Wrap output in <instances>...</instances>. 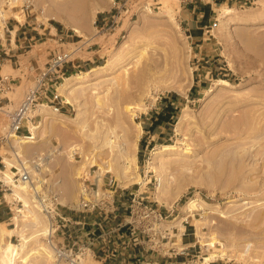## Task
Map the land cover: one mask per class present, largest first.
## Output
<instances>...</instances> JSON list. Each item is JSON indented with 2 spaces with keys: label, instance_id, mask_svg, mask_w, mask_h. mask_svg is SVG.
<instances>
[{
  "label": "rangeland",
  "instance_id": "rangeland-1",
  "mask_svg": "<svg viewBox=\"0 0 264 264\" xmlns=\"http://www.w3.org/2000/svg\"><path fill=\"white\" fill-rule=\"evenodd\" d=\"M146 1L152 11L131 22L126 18L124 38L116 42L120 30L99 37L106 45L101 64L63 81L65 113L46 107L38 127L29 121L32 139L9 135V113L24 88L0 83V207L8 217H0V231L13 230L6 232L17 250L6 259L0 249V264H69L47 238L49 221L34 207V188L60 195L61 216L88 221L56 236L57 244L85 251L82 264H104V244L125 253L108 264H264V0H216V23L192 37L181 24L184 8L193 5L189 0ZM110 8L111 0H0V31L21 16V23L93 37L97 14ZM37 40L22 50L47 62L59 44L51 35ZM5 65L4 79L18 73ZM83 72L90 74L83 78ZM6 97L16 103L7 105ZM126 161L129 170L120 173ZM24 166L33 181L16 182L15 168ZM108 168L119 187L117 218L75 211L79 178L94 181ZM120 189L128 190L122 195ZM131 192L167 217L166 251L135 242L120 226L135 198ZM26 206L43 221L41 228ZM186 227L194 233L190 247L183 244ZM42 229L50 234L41 235ZM218 253L225 257L212 259Z\"/></svg>",
  "mask_w": 264,
  "mask_h": 264
},
{
  "label": "built area",
  "instance_id": "built-area-1",
  "mask_svg": "<svg viewBox=\"0 0 264 264\" xmlns=\"http://www.w3.org/2000/svg\"><path fill=\"white\" fill-rule=\"evenodd\" d=\"M190 3H196V0H189ZM153 5L146 0H111V8L109 11L98 13L99 18L94 21L96 33L93 37H84L73 30L71 35L66 37L52 36L54 41L62 45L60 49L56 50L49 56L48 61L35 70L33 77V86L26 91L21 103L13 111L9 113V135H19L21 130L27 126L29 134L25 137L33 138V133L29 121L33 124L34 121L41 116L31 118L40 107H47L53 113L62 115L64 108L68 105L61 94L60 88L67 77L66 66L73 63V56L80 51L85 45L90 44L96 36H112L117 30L123 27L126 18L128 22L138 18L139 15L152 11ZM125 30L122 31V33ZM121 37L125 36L121 34ZM32 42H36V39ZM117 42V41H116ZM31 45V42L28 44ZM96 44H90L89 47ZM73 46V47H70ZM72 67L77 70L80 67L72 64ZM6 78L5 80H7ZM10 89V86H6ZM40 123L34 124L38 127ZM6 138H3L5 140ZM42 160V159H40ZM16 182L28 183L33 181L30 169L24 166L21 170L15 168ZM96 174V171H93ZM99 174L93 175L94 181H91L85 176L79 178L81 187L79 192V201L75 211L82 214L99 213L109 217L113 215L117 218V202L116 194L118 193V185L116 179L108 172L102 175L101 181ZM90 175H92L90 173ZM157 183H159L156 180ZM34 185V183H32ZM156 187V186H155ZM122 195H125V190L120 189ZM134 195V193H130ZM132 203L128 207V215L121 227H126L133 236L132 240L135 242L145 243L152 247L153 251H166V243L164 241L169 239L170 230L165 227L167 217L162 211L153 205L144 203V199L137 200L134 195ZM38 206L41 212L49 219V230L51 235L47 237L49 242L57 251V257L60 260H65L69 264H82L85 251L79 248L77 251L74 248H68L65 245L56 243V236H66V226H79L85 224L84 221H75L70 217H63L60 214V208L64 207L61 203V197L58 193L52 191H39ZM85 220V219H84ZM185 234V233H184ZM183 234V236H184ZM69 237H71L69 235ZM75 246V243L73 244ZM148 246V247H149ZM85 249V248H84ZM169 251V250H167ZM180 253H177L179 255ZM108 264L107 261L103 262Z\"/></svg>",
  "mask_w": 264,
  "mask_h": 264
},
{
  "label": "crops",
  "instance_id": "crops-1",
  "mask_svg": "<svg viewBox=\"0 0 264 264\" xmlns=\"http://www.w3.org/2000/svg\"><path fill=\"white\" fill-rule=\"evenodd\" d=\"M232 0H225V4L229 5V3ZM218 3L216 0H196V3L193 5H190L189 7H185L182 13L181 18V24L185 28V31L189 34V37H192L193 35L202 34L205 29H208L212 26L211 21L214 20V24L217 21L216 13H217V7ZM99 14H97L96 18H99ZM27 18V17H26ZM16 24L11 25V28L8 24H6L5 28H3L2 31H0V83L5 87L7 85L12 87L11 85H14V83L17 85V88H24L23 96L26 93V89L29 87V83L33 82V77L35 76V70L39 67H42L46 61H43L44 59L41 58V56H37L36 53H33V50H30L28 52H24L22 49L26 47L30 42L37 40L39 38L42 39L43 35H51V36H62L64 35L68 36L69 33L64 34L62 33V30L55 26L51 27H41V26H34L32 25L27 19L24 23H21L20 21L16 20ZM31 26V27H29ZM125 26V22L122 28H120V32L117 37H115V40L117 41L118 38H120L122 31ZM126 31V30H125ZM118 32V30L116 31ZM114 33L112 36L116 35L117 33ZM99 37L96 36L94 40L92 41V44H96L94 46H88L85 45L80 51H78L73 56V63L68 64L66 66V72L68 75H73L77 71L82 72V70H89L99 64H101L104 61L105 55L104 51L106 48V45L102 43L99 40ZM37 40V41H39ZM31 46V45H30ZM63 47L62 45H59L57 48L50 49L48 57L53 54L56 50ZM15 60L19 63V67L16 69L12 66V61ZM2 62V63H1ZM8 63L11 64V69L13 71H16L18 73H15L16 75H11L8 77L7 80H5L2 76L3 67L9 66ZM72 64L75 66H79L80 68L75 70L72 67ZM10 67V66H9ZM0 91L4 92L5 90L2 88ZM7 98V97H6ZM22 99H18V106L21 103ZM5 102L8 104L14 105L16 102L11 101L9 98L5 100ZM17 106V107H18ZM66 107L63 110V113L66 111ZM37 117V116H36ZM38 119L34 121L33 124H36ZM30 127V125H28ZM29 134V131L27 129V126H25L21 132L19 133V137H25ZM2 203H0L1 205ZM0 217L2 220H7L8 217L3 215L2 208L0 207ZM71 219L75 221H80L81 219H78L77 217L71 216ZM85 224H87L88 221H84ZM89 224V223H88ZM191 228L186 227L185 234L183 236V244L186 246H193L194 244V233L191 231ZM104 240H107V233H104ZM188 239V240H187ZM101 248L100 254L102 255V261H108L111 262L112 257L119 256L122 253V251H119V249H111L108 248L106 244H104ZM188 247V248H189ZM132 253V250L130 251V255ZM178 256V255H177ZM114 261V260H113ZM153 261V259H151ZM160 264V263H156ZM167 264V263H166ZM170 264H184V262L176 261L174 263Z\"/></svg>",
  "mask_w": 264,
  "mask_h": 264
},
{
  "label": "bare ground",
  "instance_id": "bare-ground-1",
  "mask_svg": "<svg viewBox=\"0 0 264 264\" xmlns=\"http://www.w3.org/2000/svg\"><path fill=\"white\" fill-rule=\"evenodd\" d=\"M22 18L23 17H21L20 16V18L18 19V21H22ZM73 30H75V29H73ZM77 33H79L77 30H75ZM80 34V33H79ZM90 74V72H83V73H81L80 75H81V77H83V78H86L87 77V75H89ZM63 91L64 90H61V92L63 93ZM45 108L46 107H40V108H38V110L34 113V116H40V114H43L42 112H44V111H47V110H45ZM10 137H13V138H16V139H21L18 135H10ZM129 138H131V136L129 135L128 137H127V139H129ZM132 139V138H131ZM121 143H123V142H121ZM14 146L16 147V149H21L22 148V146L20 145V144H14ZM122 146V145H121ZM119 148V147H118ZM122 147H120V149H119V151L121 152H119L118 150V152H119V154L121 155V157L119 156V158H122L123 156H122V153L124 154V151H123V149H121ZM163 149H164V151H167V150H170L171 148H170V146H164L163 147ZM162 149V150H163ZM125 155V154H124ZM125 157V156H124ZM125 159H126V157H125ZM92 162V161H91ZM76 163V162H75ZM7 165H8V167L10 168H13V166L11 165V164H9V163H7ZM120 165H122V166H118V171L120 172V173H122V172H124V174L125 173H127L128 172V170H129V163H128V161H126V163H124V164H120ZM111 166V165H110ZM136 167V166H135ZM98 169V168H97ZM102 168L100 167V170H101ZM113 169H110V168H108L107 169V171H105V172H111ZM113 172V171H112ZM102 175L103 174H101V175H99V180L101 181V179H102ZM70 180V179H69ZM159 182V181H158ZM161 180H160V184H159V186H158V190H159V192L161 191ZM26 190L28 191V192H30L31 191V186L30 185H26ZM32 191H34V193H33V197L36 199V201H37V204H38V193H39V190L38 189H36V188H34ZM160 195V194H159ZM161 197V196H160ZM160 197L159 196H157L156 198L158 199V202H163V201H161V199H160ZM18 199L20 200V201H22V197L21 196H19L18 195ZM63 201V200H62ZM157 201V200H156ZM64 202V201H63ZM189 202V201H188ZM193 204V201H190L188 204H186V206L188 205V207L190 206L191 207V205ZM34 207H39L38 205H35ZM26 208H27V211L29 212V213H31V215L33 216V219H32V221H33V224H34V226H36L37 228H41L42 227V224H43V221L42 220H40L39 219V217L31 210V207L30 206H26ZM41 211V210H40ZM262 216H259L258 218H261ZM257 218V219H258ZM48 221H49V219H48ZM2 224L0 223V226H1ZM49 225H50V223H49ZM6 231H8L9 233H11V232H13V230H1L0 231V243H1V247H0V249H1V251H2V254H3V256H4V258H6V259H9L11 256H13V257H15L16 256V253H17V250H15V248H16V246L14 245V244H12L9 240H8V237H7V232ZM42 231V234L41 235H49L50 234V231L48 232L47 231V229H42L41 230ZM183 233V232H182ZM180 235V234H179ZM179 235H178V237H179ZM177 237V238H178ZM199 238V237H198ZM197 238V239H198ZM179 239V238H178ZM201 239V238H200ZM180 240V239H179ZM56 250V249H55ZM14 251V252H13ZM57 252V251H56ZM14 254V255H13ZM49 255H50V252H49ZM53 256V255H52ZM216 257H220V258H223V257H225L224 256V253H218V254H215V255H212V259H214V258H216ZM50 258H51V256H50ZM51 259H53V258H51ZM206 259V258H205ZM208 259V258H207ZM208 261V260H207ZM205 262V261H204Z\"/></svg>",
  "mask_w": 264,
  "mask_h": 264
},
{
  "label": "trees",
  "instance_id": "trees-1",
  "mask_svg": "<svg viewBox=\"0 0 264 264\" xmlns=\"http://www.w3.org/2000/svg\"><path fill=\"white\" fill-rule=\"evenodd\" d=\"M169 109H172V108H169Z\"/></svg>",
  "mask_w": 264,
  "mask_h": 264
}]
</instances>
